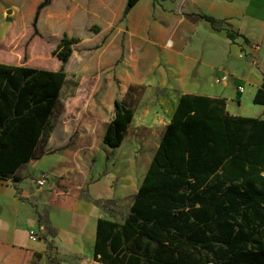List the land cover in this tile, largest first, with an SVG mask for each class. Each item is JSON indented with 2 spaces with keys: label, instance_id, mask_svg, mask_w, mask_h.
Segmentation results:
<instances>
[{
  "label": "crops",
  "instance_id": "obj_1",
  "mask_svg": "<svg viewBox=\"0 0 264 264\" xmlns=\"http://www.w3.org/2000/svg\"><path fill=\"white\" fill-rule=\"evenodd\" d=\"M43 1L0 0V63L48 71H58L63 64L67 82V64L55 51L64 36L79 38L72 45L73 53L80 58L79 73H106L117 76L120 84L117 87L110 80L108 93L96 99L94 95L102 85L95 83L88 98L76 97L67 102L69 113H63L58 123L54 110L49 125L53 131L47 141L41 142L44 153L19 170L22 182L0 179V264H47L49 244L58 248L55 256L60 264H102L94 260L97 224L100 219L115 220L106 213L104 203L98 202L125 198L139 191L138 185L147 175L180 98L186 94L222 98L229 115L241 117H246L245 106L254 104L264 76H258L257 70L246 73L237 68L242 59L248 57L253 63L257 58L264 73V59L260 60L264 50V19L260 17L264 0H139L126 16L127 0H52L40 12L35 31L36 12ZM198 15L211 16L219 22L221 31L208 21L197 19ZM94 27L95 32L91 30ZM259 27L263 29L261 35L256 34ZM204 36L212 42L213 38L234 40L228 45L230 59L222 52L228 64L224 67L237 76L230 75L227 84L204 83L210 72L219 73L218 77L226 73L216 61L203 63L198 70L199 81H191L198 63L188 62L183 49L187 42H197ZM26 54L30 56L28 60ZM164 66L173 79L172 88L154 102H142L140 117L135 112L124 142L115 150L110 148L120 158L134 157L129 186H120L117 191L112 187V178L100 175L94 165L115 117V102L129 95L130 87L146 81L154 70L165 73ZM83 83L80 82V89ZM241 84L249 86L250 98L245 99V92L238 90ZM234 93L237 100L233 99ZM77 105L83 108L73 116L70 111ZM255 106L258 109L255 108L254 117L264 119V106ZM72 122L75 126L70 132ZM55 126L65 128V135H60ZM142 151L152 153L140 167L143 161L137 163V158ZM41 162L49 164V168L40 166ZM41 170H45L42 174L47 175L48 184L39 188L37 178L25 175L35 176ZM139 172L142 176L138 180ZM59 180L73 183L79 197L59 201L60 205L57 199L52 203V190ZM33 232L39 237L33 238Z\"/></svg>",
  "mask_w": 264,
  "mask_h": 264
},
{
  "label": "trees",
  "instance_id": "obj_2",
  "mask_svg": "<svg viewBox=\"0 0 264 264\" xmlns=\"http://www.w3.org/2000/svg\"><path fill=\"white\" fill-rule=\"evenodd\" d=\"M52 0L40 3L34 20ZM139 0H127L125 16ZM197 19L221 31L208 15ZM79 38L64 36L55 55L70 61ZM67 74L0 63V179L38 157ZM131 91V90H130ZM254 104L264 106V83ZM104 145L124 142L136 112L117 100ZM79 197L59 180L52 203ZM61 201V202H59ZM106 200L103 206L106 207ZM94 260L102 264H264V119L231 116L222 98L186 94L165 131L123 222L100 219Z\"/></svg>",
  "mask_w": 264,
  "mask_h": 264
},
{
  "label": "rangeland",
  "instance_id": "obj_3",
  "mask_svg": "<svg viewBox=\"0 0 264 264\" xmlns=\"http://www.w3.org/2000/svg\"><path fill=\"white\" fill-rule=\"evenodd\" d=\"M260 17L264 19V11L261 12L260 10ZM92 31H96L97 27H94L91 29ZM263 33V29L259 27L257 29L256 34L261 35ZM214 41L212 42L210 39L207 37H202L200 40H191L189 43L187 42V45L183 49L188 62L191 60H194L198 63L196 67L194 68L195 71L192 72L191 75V81L197 82L200 79V73H199V68L203 63H214L216 61V65L223 66L222 71L226 72L227 75H233L234 77H237L234 73L230 72L227 70L224 65L226 64L224 62V56H223V51L226 52V58L227 60L230 59L231 57V52L229 51L228 45L231 44L230 41H234L232 38L228 37V41L226 39H216L213 38ZM226 41L228 44H226ZM172 46V41L169 44ZM243 51V50H242ZM224 52V53H225ZM244 52V51H243ZM26 60L30 58L27 54L25 55ZM264 59V50L262 52L261 56V62ZM88 62L90 61V58L86 59ZM79 61L80 58L73 53L70 61H68L66 65V70L69 74L68 81L66 82L64 86L63 93L61 95V99L59 100L58 108L55 109V119L58 123V120L63 118L62 114L63 113H69L68 111V105L67 102L72 100L73 98L80 97L82 99L88 98L90 94L93 93V86L94 84L98 83L102 85V88L100 91H97L96 94L94 95L96 99L102 98L104 94L108 93V82L110 80L113 81L114 84H116L117 87H119L120 81L118 80L117 76L109 75L106 73L103 74H89V75H81L79 73ZM227 62V61H226ZM228 64H226L227 66ZM261 64L259 63V60L256 58L253 63H251L247 57L245 60H241V65L237 68V70L247 71L252 70V71H259L257 72L258 76L263 77L264 73L261 71ZM166 69V67L164 66ZM264 69V68H263ZM219 73L216 72H210L208 75V79L204 81L205 84L210 83V85L217 84L216 79L218 77ZM88 76V77H85ZM85 77V78H84ZM172 77L168 74V71L166 69V72L164 73L163 71H160L158 69L154 70V72L151 73L149 78L146 79L143 83L131 86L129 89V95H127L125 98H123L121 101L127 102L129 105H133L135 107V110L137 112V116L140 117V112L141 107L140 104L142 102H154L155 99L159 98V96H164L167 91L172 88ZM83 81V86L81 85L80 89V82ZM234 82V79L232 80V84ZM220 85V84H218ZM242 87H245V96L247 98H250L252 93L250 94V89L249 86L241 84ZM131 90V91H130ZM241 98V100H244V96ZM234 100H237L238 96L234 93ZM255 104L252 102L248 103L245 106V110L247 111L246 117H254L256 113V108ZM83 107L80 105H77L76 109L70 111V114L73 116H76L78 110H82ZM85 108V107H84ZM258 109V107H257ZM264 117V115L262 116ZM75 126V122H72V126L70 127V132L73 130ZM58 130V133L60 135H65L66 129L63 127H57L55 126ZM48 131V134L53 131V127H50ZM41 150H43V146L41 145ZM152 152H143L141 153V156L137 158V163L141 162L140 167L147 163L148 160H150V155ZM96 159H94V165L97 166L98 172L100 175H109L110 178H112L113 184L112 187L118 191L120 186H129L128 179L129 176H131V171L133 165L131 164V161L134 160V157L132 155L126 156V157H121L119 154L114 151H111L110 148L107 149V147H104V145L101 146V150H99V154L95 156ZM117 160L120 162L118 165ZM143 163V164H142ZM40 166H43L44 168H49V164L41 162ZM137 166V165H136ZM136 168V167H135ZM25 169V168H24ZM45 170H41L40 172L36 173L35 176L30 175H25L26 177L28 176L31 179L38 178L42 172ZM46 175V174H45ZM47 176V175H46ZM142 176V172L138 173V176H136V179H140ZM48 178V177H47ZM143 181H141L142 183ZM133 186V185H132ZM135 185L133 186V189H135ZM138 188H140V185H138ZM134 194V193H133ZM132 193L129 195H126L125 198H114L113 200H110V202L106 203V207L104 208L106 213L109 215V217L112 220L118 221V222H123V220L128 216L130 213V208H132L133 204V195ZM105 202V201H103ZM49 253L46 255V263L47 264H60V260L56 255L57 253V247L49 244L48 245ZM40 264V263H36Z\"/></svg>",
  "mask_w": 264,
  "mask_h": 264
},
{
  "label": "built area",
  "instance_id": "obj_4",
  "mask_svg": "<svg viewBox=\"0 0 264 264\" xmlns=\"http://www.w3.org/2000/svg\"><path fill=\"white\" fill-rule=\"evenodd\" d=\"M256 49H259L260 50V46L259 45H256ZM228 82H230V76L227 75L226 73L222 74L221 76L217 77L216 79V83L217 84H227ZM238 90L242 93L245 92V89L242 88V87H239ZM36 184L39 188H42V187H46V185L48 184V178L47 176L45 175V173L41 174L37 179H36ZM32 237L33 238H38V234L33 232L32 233Z\"/></svg>",
  "mask_w": 264,
  "mask_h": 264
}]
</instances>
